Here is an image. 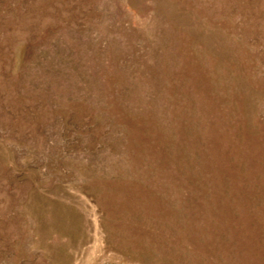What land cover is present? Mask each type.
<instances>
[{"label":"rangeland","instance_id":"374dc122","mask_svg":"<svg viewBox=\"0 0 264 264\" xmlns=\"http://www.w3.org/2000/svg\"><path fill=\"white\" fill-rule=\"evenodd\" d=\"M263 27L264 0H0V264H264Z\"/></svg>","mask_w":264,"mask_h":264},{"label":"bare ground","instance_id":"6f19581e","mask_svg":"<svg viewBox=\"0 0 264 264\" xmlns=\"http://www.w3.org/2000/svg\"><path fill=\"white\" fill-rule=\"evenodd\" d=\"M159 3V2H158ZM219 3V2H218ZM228 7V6H227ZM187 8V7H186ZM211 8V7H210ZM225 10V9H224ZM220 15V14H219ZM206 16V15H205ZM262 17V16H261ZM201 19V18H200ZM199 22V21H198ZM258 24V23H257ZM216 25V24H215ZM207 26V25H206ZM219 26V25H218ZM256 27V26H255ZM264 28V27H263ZM201 33V32H200ZM235 33V32H234ZM212 36V35H211ZM205 37V36H204ZM207 40V39H206ZM210 40V39H209ZM221 40V39H220ZM218 50V49H217ZM264 55V54H263ZM170 56V55H169ZM196 57V56H195ZM253 67V66H252ZM196 68V67H195ZM170 69V68H169ZM181 71V70H180ZM233 73V72H232ZM177 74V73H176ZM236 76V75H235ZM168 78V77H167ZM238 78V77H237ZM193 79V78H192ZM258 79V78H257ZM203 82V81H202ZM225 85V84H224ZM215 86V85H214ZM253 100V99H252ZM263 104V103H262ZM247 108V107H246ZM248 111V110H247ZM249 115V114H248ZM251 130V129H250ZM147 197V196H146ZM142 199V198H141ZM151 200V199H150ZM135 201V200H134ZM133 201V202H134ZM141 201V200H140ZM145 201V200H144ZM144 203V202H143ZM135 204V203H134ZM133 211V210H132ZM261 212V211H260ZM173 213V212H172ZM166 214V213H165ZM164 214V215H165ZM170 214V213H169ZM177 215V214H176ZM63 216V215H62ZM167 216H169V215H167ZM179 216V215H178ZM65 217V216H64ZM142 218H144V217H142ZM175 218H177V217H175ZM76 219V218H75ZM168 219V218H167ZM165 220V219H164ZM181 219H179V221H180ZM82 226V225H81ZM245 227V226H244ZM184 228V227H183ZM145 229V228H144ZM158 229V228H157ZM112 230V229H111ZM118 231V230H117ZM139 231V230H138ZM131 236V235H130ZM146 237V236H145ZM191 240V239H190ZM148 241V240H147ZM130 243V242H129ZM152 243V242H151ZM133 244V243H132ZM113 245V244H112ZM135 246V245H134ZM155 248H156V246H154ZM128 248H131V246L130 247H128ZM139 249V248H138ZM149 249V248H148ZM154 250V249H153ZM158 250V249H157ZM147 252V251H146ZM171 253V252H170ZM136 254V253H135ZM160 255V254H159ZM158 255V256H159ZM143 256H144V254H143ZM164 256V255H163ZM172 256V255H171ZM139 257V256H138ZM153 257H155V256H153ZM176 257V256H175ZM69 258V257H68ZM149 258H150V256H149ZM147 259V258H146ZM109 260V259H108ZM176 262V261H175ZM168 263V262H167ZM174 263V262H173ZM151 264H152V262H151ZM164 264H166V263H164Z\"/></svg>","mask_w":264,"mask_h":264}]
</instances>
